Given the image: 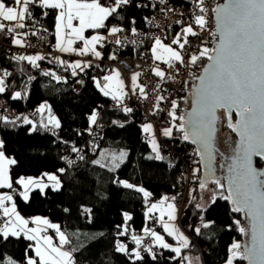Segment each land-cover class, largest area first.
<instances>
[{
    "label": "snow or ice",
    "instance_id": "1",
    "mask_svg": "<svg viewBox=\"0 0 264 264\" xmlns=\"http://www.w3.org/2000/svg\"><path fill=\"white\" fill-rule=\"evenodd\" d=\"M183 2L186 7L181 11L171 0H0V36L10 45L3 54L8 67L0 66V97L28 99L31 82L38 75L61 86L71 80L74 95L90 84L121 114V119L108 121L119 129L133 122V104H147L148 115L162 116L167 126L158 130L152 122L139 125L150 146L144 159H168L158 131L159 137L196 146L191 172L181 173L177 180V184L195 185L189 189L187 203L195 201L199 224L188 228L196 236L213 228L216 221L209 218L213 206L218 200L227 201L231 213L242 214L248 221L245 226L233 218L228 230L235 226L249 239L244 243L233 239L225 264H264V0H227L215 6L208 0ZM145 9L150 10L148 15L138 16L135 11ZM156 14L165 20L177 19L161 24ZM41 46L55 54L39 51ZM125 49L138 52L146 70L136 64L125 77L117 66L124 63L120 57ZM12 62L21 75L27 69H35L36 75L27 74V82L16 84L14 71L9 70ZM182 71L191 79L182 78ZM176 83L179 89L169 87ZM177 91L185 94L173 96ZM189 100L190 109L182 108ZM93 105L85 114L84 128L73 129L79 139L65 138V123L47 100L30 115L11 116L6 106H0V264H80L85 248L78 242L80 230L69 232L48 216H25L19 204L53 202L66 190L64 178L81 165L108 173L113 195L117 189L126 190L145 206V224L139 233L128 211L120 213L122 219L114 226L113 249L129 264H160L165 252L170 264H203L191 254L192 238L178 224L179 193L155 199L142 183L120 178L129 152L101 147L103 137L97 129L103 127L106 113L103 104L93 101ZM221 126L230 130L224 152L217 146ZM18 130L26 137L45 133L51 137L49 143L56 146L55 159L60 162L54 171L19 174L25 160L11 139ZM85 136L91 139L84 140ZM23 151L33 166L49 159L41 142L30 143ZM218 169L222 174H217ZM108 192L101 183L91 192L92 203L79 206L78 214L88 224L106 206ZM15 244L19 252L9 254L8 245Z\"/></svg>",
    "mask_w": 264,
    "mask_h": 264
},
{
    "label": "trees",
    "instance_id": "2",
    "mask_svg": "<svg viewBox=\"0 0 264 264\" xmlns=\"http://www.w3.org/2000/svg\"><path fill=\"white\" fill-rule=\"evenodd\" d=\"M174 5L184 3L183 0H171ZM139 15H148L149 9L143 12L135 10ZM3 37V36H1ZM4 42L8 43L6 38H2ZM53 41V39H52ZM17 51L12 49V52ZM6 52V51H5ZM0 54V65L8 67V61L4 58V53ZM122 54L125 55H140L138 52H133L125 49ZM11 55V53H8ZM45 67H54L45 63ZM10 71H14L16 77V84L27 82V74L36 75L35 69H27L25 75H21L15 62H12ZM16 90H19L14 85ZM31 94L28 99L24 101L10 100L8 95L5 94L0 97L5 105L10 110H16L18 113L30 115L36 106L43 100H47L53 105L56 114L59 115L65 123V138L79 139L74 136L73 129L82 130L85 126V114L88 109L93 105V101L97 104H103L105 115L103 120V127L97 129L100 136L103 137L99 141L101 147L112 151L128 150L129 156L127 162L120 169L119 176L121 179H127L133 183H142L145 187L154 193V198L157 199L162 192L166 191L167 195L171 196L176 194L180 187L177 180L180 177V164L179 162L175 167L169 165V161H175V158L169 157L164 151V155L168 158L165 161H148L144 159L150 152V146L147 144L146 139L140 132L139 125L145 123L141 118V112L136 109L132 115V123L125 129L116 128L108 123L112 119H121L120 113L115 112L110 101L99 96L95 89L87 84L84 89H81L79 95H74L71 92V80L68 85H55L50 83L48 78L38 75L36 81L31 82ZM190 104V103H189ZM188 104V105H189ZM115 112V114H114ZM223 126H221L222 128ZM14 147L18 152H21L25 160V167L20 170V175H36L40 170L54 171L56 164L60 163L55 159L57 155V148L55 145L49 143L51 137L47 133L43 137H26L22 135V130L11 137ZM90 137L85 136L84 140H89ZM41 142L45 151L49 153V159L44 160L36 166L34 162L29 161L28 155L24 154V148L30 143ZM187 147L191 148L193 145L184 143ZM66 190L62 194L53 197V202H34L29 205L20 202L19 206L22 214L25 216L31 215H44L51 218L54 222L60 223L67 231L72 232L80 230L79 243L85 246L83 255L79 257L80 263L88 264H129V261L122 254L116 253L113 249L114 240V226L122 219L120 213L128 211L134 217L132 227L139 233L141 227L145 224L144 211L145 206L142 200L133 194L128 193L126 190H116L113 195L111 185L108 181V173L96 168L95 166L81 165L79 170H74L71 175L65 178ZM101 183L109 189V201L106 206H102L101 213L98 214L97 219L93 223L88 224L79 214L78 208L81 204H91V192L95 187ZM173 185H176L174 188ZM189 186L195 187L194 184ZM186 189L185 197L188 188ZM192 195H195L193 193ZM99 204V201H96ZM195 201L192 203L183 204L180 221L182 224L198 225V213L194 207ZM69 208L70 213H64L62 208ZM231 205L227 201L218 200L217 204L213 206L210 219L216 221L213 228L203 230L201 236H196L191 230L190 234L193 237L195 248L194 254H198L203 261V264H224L225 258L228 255V247L233 239L247 242L249 237L240 234L233 226L232 230H228L227 225L231 223L233 218L241 219L242 224L248 225L246 219L242 214H233L230 212ZM131 223V222H130ZM159 227V226H158ZM103 232V237H97L99 233ZM131 246L130 239L126 241ZM19 244L8 245L7 251L9 254L19 252ZM169 253L165 252L164 257L161 258L160 264H170L166 257ZM239 264H247V261H241Z\"/></svg>",
    "mask_w": 264,
    "mask_h": 264
},
{
    "label": "built area",
    "instance_id": "3",
    "mask_svg": "<svg viewBox=\"0 0 264 264\" xmlns=\"http://www.w3.org/2000/svg\"><path fill=\"white\" fill-rule=\"evenodd\" d=\"M223 2H224V0H208V3L212 6H215L218 3L221 4ZM173 6L177 7L178 9H180L182 11L183 8L186 7V3L177 4V5L173 4ZM175 19H177L176 16H171V20H165L162 15L156 14V21L161 23V24L170 23V22L174 21ZM176 30H178V28ZM2 38L3 37L0 36V54L5 52L6 50H8L10 47L9 43L4 42L2 40ZM50 39H51V42L53 43L52 38H50ZM33 43H36V41H33ZM209 46H212V45L209 44ZM38 50L45 52V53L52 52L53 55L55 54L52 51V49L48 46H41ZM33 51H34L33 49L28 50L29 53H31ZM120 58L124 63L118 64L117 66L121 67V69L124 72L125 77L129 76V74H130L129 69L132 68V66H134L136 64L142 65L145 68V70L147 68V65L144 63V60L141 58L140 55L121 54ZM110 63H117V62H110ZM0 66H3V65H0ZM197 74H199V72H197ZM181 77L184 79H189V80L191 79L183 71L181 72ZM149 82H151V81H149ZM169 87L179 89L181 87V85H180V83H176L174 85H170ZM190 87H191V85H190ZM172 94H173V96H179V95H184L185 93L177 91V92H173ZM189 103H190V100H189ZM0 106H6L2 99H0ZM132 106L141 112V118L143 121L152 122L158 130L164 126H167V121L164 120L162 116H150V115H148V111H147L148 105L147 104H143V105L133 104ZM188 106L189 105H187V106L182 105V108H187ZM7 109H8V111L6 114H9L11 116H15V115L19 114L18 111H16V110L12 111L8 107H7ZM31 112L32 111H30L29 113L31 114ZM144 138L146 139L145 136H144ZM158 138L160 139V142L162 144L163 151L169 157L175 158V161L171 162V164L176 165L179 162L181 173L189 174L191 172V168L193 167L191 161L193 159L197 158L194 156L195 147L192 146L191 148H189V147H187L186 144L181 143L178 140H168L166 138L159 137V131H158ZM190 184L191 183H189V182H184L182 184H178V186L180 187V190L177 192V193H179L177 203H178V207L181 210L183 208V204H184V200H185L186 189ZM162 193L167 195L166 191H163ZM178 222H179L181 228L192 238V241L194 242L193 237L190 234V229L188 228L189 224H182V222L180 220ZM80 264H88V263L84 262V263H80Z\"/></svg>",
    "mask_w": 264,
    "mask_h": 264
},
{
    "label": "flooded vegetation",
    "instance_id": "4",
    "mask_svg": "<svg viewBox=\"0 0 264 264\" xmlns=\"http://www.w3.org/2000/svg\"><path fill=\"white\" fill-rule=\"evenodd\" d=\"M234 119H235V117H234ZM229 131L230 130L227 129V133L226 134H223V135L218 134L217 146H218V148H219V150L221 152H224L225 149H226V145L224 143V140H225V137L228 135ZM231 135H232V139L235 140L236 139L235 134L233 133ZM220 163H221V158L219 156H217V165H219ZM218 173L222 174V172L219 169H218Z\"/></svg>",
    "mask_w": 264,
    "mask_h": 264
},
{
    "label": "rangeland",
    "instance_id": "5",
    "mask_svg": "<svg viewBox=\"0 0 264 264\" xmlns=\"http://www.w3.org/2000/svg\"><path fill=\"white\" fill-rule=\"evenodd\" d=\"M190 105V104H189ZM221 133H223V134H226L227 133V128H224V127H222L221 128ZM193 186H189V188H188V191H187V195H186V197H185V200H184V203L185 204H187V201L189 200V189L190 188H192ZM205 195V197L207 196V193H205L204 194ZM182 210H183V208H182ZM182 210H181V212H182ZM179 224V223H178ZM179 226H180V224H179ZM180 228H181V226H180ZM182 229V228H181ZM183 230V229H182ZM187 234V233H186ZM188 235V234H187ZM171 242V241H170ZM197 256H199L198 254H196ZM200 257V256H199ZM224 264H225V262H224Z\"/></svg>",
    "mask_w": 264,
    "mask_h": 264
},
{
    "label": "water",
    "instance_id": "6",
    "mask_svg": "<svg viewBox=\"0 0 264 264\" xmlns=\"http://www.w3.org/2000/svg\"><path fill=\"white\" fill-rule=\"evenodd\" d=\"M225 3H227V0H224V2L223 3H221V4H225ZM190 106H191V100H190V105H189V107H188V109H190ZM190 144V143H189ZM192 145V144H191ZM195 148H196V146L195 145H193ZM216 163H217V160H216ZM218 175H220V173H217ZM226 182V181H225ZM242 217H243V215H242ZM244 218V217H243ZM245 219V218H244ZM247 220V219H246ZM248 222V221H247Z\"/></svg>",
    "mask_w": 264,
    "mask_h": 264
},
{
    "label": "crops",
    "instance_id": "7",
    "mask_svg": "<svg viewBox=\"0 0 264 264\" xmlns=\"http://www.w3.org/2000/svg\"><path fill=\"white\" fill-rule=\"evenodd\" d=\"M55 41H54V39H53V43H54ZM157 199H159V198H157ZM179 223V222H178ZM156 227V230L157 231H161V229L158 227V225L157 226H155ZM170 239V238H169ZM193 256H197L196 254H194L193 252L191 253Z\"/></svg>",
    "mask_w": 264,
    "mask_h": 264
}]
</instances>
